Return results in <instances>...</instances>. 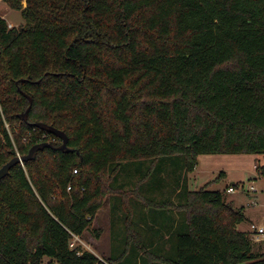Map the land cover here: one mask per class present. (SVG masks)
Here are the masks:
<instances>
[{"label": "trees", "instance_id": "16d2710c", "mask_svg": "<svg viewBox=\"0 0 264 264\" xmlns=\"http://www.w3.org/2000/svg\"><path fill=\"white\" fill-rule=\"evenodd\" d=\"M3 2L25 24L0 16V169L62 144L37 123L65 132L73 152L45 148L0 180V264H123L70 243L101 209L104 176L119 191L130 167L151 222L133 258L264 264L237 229L243 209L182 183L201 155H264V0ZM167 185L177 203L155 199ZM171 211L183 218L174 230Z\"/></svg>", "mask_w": 264, "mask_h": 264}, {"label": "rangeland", "instance_id": "374dc122", "mask_svg": "<svg viewBox=\"0 0 264 264\" xmlns=\"http://www.w3.org/2000/svg\"><path fill=\"white\" fill-rule=\"evenodd\" d=\"M26 7V2L23 3ZM0 16L5 18L9 25L18 27L25 24L22 13L10 9L3 0H0ZM130 167L126 175H122L123 187L119 191H113L109 186L110 179L105 175L106 195L102 201L99 212L91 219L87 230L74 241V247H80L82 251L95 254L100 259L108 260L111 257L124 256L123 264H145L143 253L138 259L132 257L131 249L139 246L141 239L136 235L138 232L148 244L150 238L148 227L150 220L149 211L145 206V196L138 190V178L133 174ZM182 183L187 184L191 191H198L203 188L222 192L226 203L234 209H243L246 220L237 226L241 232L247 233L253 244L254 252L264 251V236L259 237L253 233L252 224L264 225V155L253 154H216L201 155L198 158L195 169L182 174ZM167 184H174L172 178H167ZM182 183L180 184L182 186ZM164 188L162 194H156L155 199L168 198L178 202L175 194L170 193L169 186ZM236 185L237 192L230 194L227 190L230 186ZM244 186L242 189L241 186ZM181 186L175 191L178 192ZM254 186L258 193L248 192ZM68 191H70L68 189ZM172 230L177 229L183 221L178 211H171ZM165 220V219H164ZM159 220L163 228V244H161V256H165L170 249L169 221ZM167 227H165V225ZM133 225V227H132ZM156 237V236H155ZM160 241V237L158 238ZM157 239V240H158ZM133 245V246H132ZM132 246V247H131ZM43 264H57L49 259H44Z\"/></svg>", "mask_w": 264, "mask_h": 264}, {"label": "water", "instance_id": "95a60500", "mask_svg": "<svg viewBox=\"0 0 264 264\" xmlns=\"http://www.w3.org/2000/svg\"><path fill=\"white\" fill-rule=\"evenodd\" d=\"M27 97L29 98L30 106L24 114L20 115V117L24 121L28 120L29 112H30V109H31L32 104H33V98H31L29 96H27ZM36 127L43 130V131H46L49 134L55 135L56 137H58L62 141V144L59 147H56L51 142H44V143H39V144L34 145L29 150L27 155H21V156H17L15 158H13L10 162H8L5 166H3L0 169V180L4 179L6 176H8L10 173V170L13 167H15L17 164H24L26 162H29V161L36 159L38 152L45 149V148H52V149L59 150V151L73 152V150L69 149V147H68L69 138L65 132L60 131L59 129H57L51 125H48L46 123H37Z\"/></svg>", "mask_w": 264, "mask_h": 264}, {"label": "built area", "instance_id": "2783aa9c", "mask_svg": "<svg viewBox=\"0 0 264 264\" xmlns=\"http://www.w3.org/2000/svg\"><path fill=\"white\" fill-rule=\"evenodd\" d=\"M9 27L12 28L13 26H12V25H9ZM18 156H21V154L18 153ZM241 188L243 189L244 186H242ZM70 189H71V188L69 187V190H70ZM237 190H238V189H237V186H236V185H233V186H230V188L227 190V192L230 193V194H233V193H236ZM248 192L257 193L258 190L256 189V187L252 186L251 189H250V191H248ZM251 229L253 230V233H254L255 235H257V236H259V237H263V236H264V225H256V224H252V225H251ZM73 240H74V241H78V240H80V239H79L78 236H73V239H72V241H71V243H70V248H71V249H76V248H78V247H76V248L74 247V242H73Z\"/></svg>", "mask_w": 264, "mask_h": 264}, {"label": "crops", "instance_id": "0c3cea01", "mask_svg": "<svg viewBox=\"0 0 264 264\" xmlns=\"http://www.w3.org/2000/svg\"><path fill=\"white\" fill-rule=\"evenodd\" d=\"M8 22H9V21H8ZM242 186H243V185H242ZM242 186H241V187H242ZM256 189H257V188H256ZM258 192H259V191H258ZM258 192H257V193H258ZM261 193H264V191H261ZM262 252H263V251H262Z\"/></svg>", "mask_w": 264, "mask_h": 264}]
</instances>
